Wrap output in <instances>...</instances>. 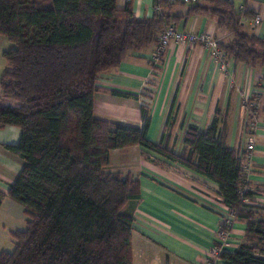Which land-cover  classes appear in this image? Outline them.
I'll list each match as a JSON object with an SVG mask.
<instances>
[{
	"label": "trees",
	"instance_id": "16d2710c",
	"mask_svg": "<svg viewBox=\"0 0 264 264\" xmlns=\"http://www.w3.org/2000/svg\"><path fill=\"white\" fill-rule=\"evenodd\" d=\"M168 2L156 0V15L137 17L131 0L123 8L117 0H0V34L15 43L3 52L8 67L0 76V128L21 129L19 142L4 147L24 159L7 195L29 216L25 230L12 233L15 249L2 251L0 264H132L140 182L107 170L111 151L131 146L217 183L220 202L233 211L219 233L230 232L236 221L246 223L240 247L218 259L264 264V213L245 202L255 194L242 174L246 152L227 144L219 110L204 132L188 125L181 153L149 138L146 105L142 127L94 113L100 75L128 54L157 46L160 34L176 26V17L163 10ZM185 3L191 14H210L227 32L226 39L214 38L229 60L264 66V39L243 20L252 12L233 0ZM257 112L251 111L253 120ZM5 196L0 191V206Z\"/></svg>",
	"mask_w": 264,
	"mask_h": 264
},
{
	"label": "crops",
	"instance_id": "0c3cea01",
	"mask_svg": "<svg viewBox=\"0 0 264 264\" xmlns=\"http://www.w3.org/2000/svg\"><path fill=\"white\" fill-rule=\"evenodd\" d=\"M128 1L117 0V5L123 8ZM168 1L163 10L176 17L178 30L208 32L221 40L229 37L210 14H191L190 5L184 0ZM233 1L237 8L244 6L253 14L262 13L260 25L247 27L264 39V0ZM131 2L137 17H153L157 13L156 0ZM155 49L156 45H152L132 52L117 68L100 75L95 115L142 127V103L151 101L149 138L167 141L170 148L181 153L188 125L195 124L204 132L219 110L227 144L243 153L248 139L247 125L252 121L244 104L255 95L259 104L255 114L257 143L247 190L255 193L254 203L264 213V66L252 67L229 60L228 69L222 70L204 46L171 43L155 84H149ZM4 68L0 63V76ZM153 90V95L147 93ZM20 137L21 129L16 126L0 128V191L6 193L0 211L4 205L11 209L8 216L11 221L1 228L11 236L27 225L25 207L7 195L22 171L24 159L4 145L17 144ZM109 167H113L111 172L124 177L131 175L140 182L141 198L136 205L132 233V264H207L213 249L218 248L216 244H220L219 253L234 252L244 241V221H236L227 237H220L226 211L220 203L219 186L194 170L140 146L112 150ZM214 264L224 262L219 258Z\"/></svg>",
	"mask_w": 264,
	"mask_h": 264
},
{
	"label": "built area",
	"instance_id": "2783aa9c",
	"mask_svg": "<svg viewBox=\"0 0 264 264\" xmlns=\"http://www.w3.org/2000/svg\"><path fill=\"white\" fill-rule=\"evenodd\" d=\"M184 1L185 2H193V1L195 2L197 0H184ZM240 8L241 10H246L244 6ZM243 20H244V23H247L252 27H257L258 25L262 23L263 15L261 12H255L252 18L244 17ZM159 37H160L159 42L156 46L155 52L152 57L151 73H150L149 78L147 79V83L149 84H155V78L157 76V73L159 72V66L162 64V59L164 57V54L167 48L171 45V43H178V44H184V45L200 44L210 51L212 58L217 62V64L222 70L228 69L229 59L227 58L226 53L219 47L218 41L214 38L213 34L211 33L180 31L177 29V27L174 24H171L166 28V30H164L160 34ZM153 92L154 90L147 92V93L153 95ZM150 102L143 103V104L150 108L151 106ZM244 105L251 115V111H253V109H257L259 104L257 100H253L252 98H249V99H246ZM256 128H257V122L256 120H253L252 118V121H250L247 125L248 139H247V144H246V149H245L246 162H245L243 173H242L247 178L252 169V155H253V151L257 143V137L255 135ZM245 202L247 204L255 205L254 201L252 202L248 198H245ZM222 205L224 206V209L226 211V215L224 218L229 223H231L233 220V211L229 207L225 206L224 204ZM228 233L229 232L223 231L220 233V237L225 238L227 237ZM218 254H219V249L214 248L212 251V255L210 256L207 264H214L216 260L218 259Z\"/></svg>",
	"mask_w": 264,
	"mask_h": 264
},
{
	"label": "rangeland",
	"instance_id": "374dc122",
	"mask_svg": "<svg viewBox=\"0 0 264 264\" xmlns=\"http://www.w3.org/2000/svg\"><path fill=\"white\" fill-rule=\"evenodd\" d=\"M14 46H15V43L10 41L5 35L0 34V63L5 65L4 70L8 67V65H7L6 60L3 57V52ZM0 93H1V89H0ZM147 102L148 100L143 101V103H147ZM143 103L142 105H144ZM112 169L113 167H109L107 170H112ZM15 203H18V205H22L17 201H15ZM10 211L11 209L7 207L6 205H4L0 211V250L2 249L4 251H13L15 249V242L11 234L9 233L8 230L3 231V229L1 228L2 224H5V222L7 224V222L11 221L10 217H8L10 215L9 214ZM25 219L28 221L29 219L28 214H26ZM26 226H23V228L20 230H25Z\"/></svg>",
	"mask_w": 264,
	"mask_h": 264
}]
</instances>
